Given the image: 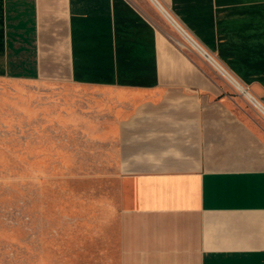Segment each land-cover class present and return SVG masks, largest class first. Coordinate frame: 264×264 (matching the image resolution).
Listing matches in <instances>:
<instances>
[{
	"label": "crops",
	"instance_id": "1",
	"mask_svg": "<svg viewBox=\"0 0 264 264\" xmlns=\"http://www.w3.org/2000/svg\"><path fill=\"white\" fill-rule=\"evenodd\" d=\"M160 1L264 99V0ZM0 73L96 88L112 264H264V114L133 0H0Z\"/></svg>",
	"mask_w": 264,
	"mask_h": 264
},
{
	"label": "rangeland",
	"instance_id": "2",
	"mask_svg": "<svg viewBox=\"0 0 264 264\" xmlns=\"http://www.w3.org/2000/svg\"><path fill=\"white\" fill-rule=\"evenodd\" d=\"M133 1L171 45L210 64L155 3ZM96 96L66 79L0 73V264L117 257L121 171L99 139Z\"/></svg>",
	"mask_w": 264,
	"mask_h": 264
},
{
	"label": "built area",
	"instance_id": "3",
	"mask_svg": "<svg viewBox=\"0 0 264 264\" xmlns=\"http://www.w3.org/2000/svg\"><path fill=\"white\" fill-rule=\"evenodd\" d=\"M156 1V3H159L160 5H162L163 4V6L165 5L164 3H161V1L160 0H155ZM166 7V6H165ZM167 8V7H166ZM168 9V8H167ZM167 11V10H166ZM167 14H168V16L170 17V18H172L173 19V21H174V23H176L177 24V26H178V29L182 32V33H184V34H186L187 35V39L193 44V46L196 48V46H198L199 47V49L198 48H196V49H198L199 51H200V49H201V53H202V55L210 62V64H212V65H214L216 68H217V70H219L228 80H230L234 85H235V81H237V80H235L234 78H233V76L228 72V71H226V69L222 66V64H220L219 62H218V60L216 59V57L212 54V53H210L207 49H205L199 42H198V40L195 38H193L192 36H191V34H189L188 33V31L182 26V24L179 22V21H177V19L176 18H174L173 17V15L171 14V12L168 10L167 11ZM196 45V46H195ZM226 75H229V77H232V78H229L228 76H226ZM234 79V80H233ZM238 82V81H237ZM239 83V82H238ZM244 85V84H243ZM236 86V85H235ZM237 87V86H236ZM244 89H246V90H249V87L247 86V85H244V87H243ZM238 89V88H237ZM239 90V89H238ZM250 91V90H249ZM240 92H242V91H240ZM243 93V92H242ZM253 99H255L256 101H258V100H260V101H262L263 103H264V99H262V98H257L256 96L254 97L253 96ZM251 100V99H250ZM253 103H254V101H252ZM255 104V103H254ZM256 106V105H255ZM257 107V106H256ZM258 109H259V107H257ZM260 111H262L263 113H264V111L263 110H261V108L259 109Z\"/></svg>",
	"mask_w": 264,
	"mask_h": 264
},
{
	"label": "bare ground",
	"instance_id": "4",
	"mask_svg": "<svg viewBox=\"0 0 264 264\" xmlns=\"http://www.w3.org/2000/svg\"><path fill=\"white\" fill-rule=\"evenodd\" d=\"M152 2L156 3L155 0H152ZM156 5H157L158 8L160 9L161 13L164 14V16H165L166 18H168V19L170 20V22H171V23H172V24L178 29L177 24L174 23L173 19L170 18V17L168 16L167 11H166L167 9H166L163 5H160L159 3H156ZM178 30H179V29H178ZM180 32H181V31H180ZM181 33H182V32H181ZM182 34H183L185 37H187L186 34H184V33H182ZM195 46H196V45H195ZM196 48L199 49L198 46H196ZM200 51H201V49H200ZM226 76L229 77V75H226ZM229 78H232V77H229ZM233 80H234V79H233ZM234 83H235V85L237 86L238 89H241V91H242L243 93H245L246 96H248L249 99H251V101H254L255 105H256L257 107H259V109L261 108V110L264 111V103H263L262 101H260V100L256 101L255 99H253V96H254V95H252V94L250 93L251 91L244 89V88L242 87V85H239L237 82H234ZM254 97H255V96H254Z\"/></svg>",
	"mask_w": 264,
	"mask_h": 264
}]
</instances>
